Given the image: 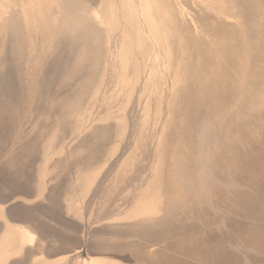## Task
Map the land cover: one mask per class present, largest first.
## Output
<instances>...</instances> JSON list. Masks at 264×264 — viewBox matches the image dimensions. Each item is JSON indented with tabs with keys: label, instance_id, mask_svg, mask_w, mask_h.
Masks as SVG:
<instances>
[{
	"label": "rangeland",
	"instance_id": "obj_1",
	"mask_svg": "<svg viewBox=\"0 0 264 264\" xmlns=\"http://www.w3.org/2000/svg\"><path fill=\"white\" fill-rule=\"evenodd\" d=\"M227 1L244 40L190 6L227 37L186 40L171 96L123 0L110 31L90 0L0 14V264H264V0Z\"/></svg>",
	"mask_w": 264,
	"mask_h": 264
},
{
	"label": "bare ground",
	"instance_id": "obj_2",
	"mask_svg": "<svg viewBox=\"0 0 264 264\" xmlns=\"http://www.w3.org/2000/svg\"><path fill=\"white\" fill-rule=\"evenodd\" d=\"M90 1L99 8L95 14L101 19L107 31H110L111 21L114 18L112 8L107 7L104 11H101L102 0ZM21 2V7L26 17L31 22H34L35 19L44 15L50 6L57 3L58 0H21ZM11 3H13V0H0V14L5 13ZM123 6L127 9L128 17L134 21L135 31L139 35H144L148 45L151 47V51L147 54L148 71L151 72V76H153V69L156 64L165 70H169L172 62L175 61L176 69L171 71V76L168 79V96L174 93V89L186 77V71L184 70L187 67L184 60L187 57V46L184 45L186 40L192 42L202 41L204 47L209 50H215L221 47L222 44L223 46L225 45L224 42L227 37L217 34L216 30L212 28H207V24L204 25L203 22L199 21L198 16L190 6L196 8L198 13L206 11L221 19L226 26L231 27L233 36L230 38L233 40L236 35L241 41L244 40L245 31L242 28L241 16L233 11L235 4L227 0H123ZM178 15L180 19H178ZM211 21L214 22L212 19ZM234 32L237 33L234 34ZM173 37L177 40V45H179L181 51L179 61L173 56V48L170 44V38ZM141 44L142 42L139 43V46ZM130 60V55L119 58V67L124 72L120 77L123 79L132 77L128 75ZM178 68L181 70H178ZM137 80L140 82L139 78ZM137 80L134 81V85L137 84ZM151 83H153V80ZM127 85L129 86L128 82ZM127 85L123 88L125 89ZM19 233L21 243L24 245L33 244L35 241V235L29 228L21 226L19 227ZM76 257L75 262H68V264H94V259L85 252L77 254Z\"/></svg>",
	"mask_w": 264,
	"mask_h": 264
}]
</instances>
